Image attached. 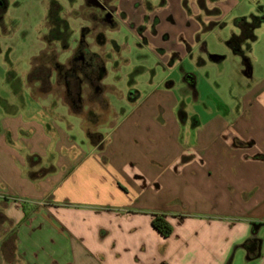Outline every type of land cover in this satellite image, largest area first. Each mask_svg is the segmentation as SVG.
Listing matches in <instances>:
<instances>
[{"label": "rangeland", "instance_id": "1", "mask_svg": "<svg viewBox=\"0 0 264 264\" xmlns=\"http://www.w3.org/2000/svg\"><path fill=\"white\" fill-rule=\"evenodd\" d=\"M4 1L7 12L0 15V35L4 38L0 130L10 118L22 114L17 113L21 101L16 103L15 88L29 103L32 94H46L38 98L45 112L39 118L47 126L57 125L65 136L57 130L48 133L52 141L63 137L64 142L60 148L47 147L38 163L45 169L41 173L52 174L60 159L100 157L97 153L104 151L103 160L109 165L94 162L91 173L110 181L111 204H120L123 199L112 185V179L120 176L127 181L126 203L180 216L186 208L197 206L201 190L209 191L215 184L221 191L228 189V183L233 186V166L212 165L203 182L198 175L202 165L197 155L201 154L188 152L199 138L194 123L203 127L214 115L260 112L264 106V0H121L115 4L116 11L112 0H107L105 9L86 0ZM54 1L61 5L60 18L65 23L60 33L66 48L62 42L48 45L46 41ZM108 14L115 24L105 21ZM35 58L39 59L33 69L40 66V75L47 78L41 88L28 79ZM88 61L92 66L86 65ZM145 100L148 108H139ZM140 109L159 111L158 122L166 124L159 127L173 130L172 143L180 142L184 147L181 163H174L179 151L176 147L168 149L170 158L165 161L164 130L154 131L160 157L154 163L142 158L148 153L145 146H135V139L144 141L142 125L140 129L131 125L124 131L116 130ZM228 121L232 122L231 118ZM92 146L99 152L91 154ZM228 154L221 151L216 155L225 159ZM218 168L221 179L214 172Z\"/></svg>", "mask_w": 264, "mask_h": 264}, {"label": "crops", "instance_id": "2", "mask_svg": "<svg viewBox=\"0 0 264 264\" xmlns=\"http://www.w3.org/2000/svg\"><path fill=\"white\" fill-rule=\"evenodd\" d=\"M112 1L115 8L121 0ZM6 12L7 9L3 13ZM2 40L0 35V53ZM34 82L35 87L41 88L42 81ZM8 83L12 88L14 81ZM12 92L16 103L21 101L17 113L22 114L10 118L0 130V212L7 218L0 222V264H264V106L260 112L214 115L203 127L194 123L199 128V138L197 146L188 153L201 154L197 155L202 165L199 178L207 181L214 164L233 166L234 184L231 187L228 183L225 191L216 184L209 191L201 190L197 206L186 208L180 216L153 212L136 202L126 203L127 181L120 176L112 179V185L118 198L123 199L120 204H111L110 181L91 173L94 162L109 165L108 160H103L104 151L97 153L100 157L93 156L99 152L94 146L92 155L83 154L86 156L72 161L60 159L52 174L41 173L45 169H40L38 163L47 147L60 148L65 136L57 125L47 126L39 118L45 112L38 98L46 94L31 93L29 103L15 88ZM262 96L264 102V90ZM147 101L139 108H148ZM158 112L140 109L116 130L143 126L144 141L135 139V146L146 147L148 153L142 158L148 162L160 159L153 136L159 128L164 130L165 161L170 158L168 149L176 147L179 151L174 163H181L186 154L184 147L180 142L172 143L173 130L162 128L166 124L158 122ZM165 115L166 112L164 118ZM146 117L150 120L146 121ZM56 130L63 136L58 142L48 135ZM221 151H228V158L216 155ZM214 172L218 179L223 177L219 168ZM92 177L97 180L90 183ZM159 214L165 215L172 227L169 237L162 236L153 226V218Z\"/></svg>", "mask_w": 264, "mask_h": 264}, {"label": "trees", "instance_id": "3", "mask_svg": "<svg viewBox=\"0 0 264 264\" xmlns=\"http://www.w3.org/2000/svg\"><path fill=\"white\" fill-rule=\"evenodd\" d=\"M0 3L2 4L0 5V15H1L6 9V4L4 0H0ZM60 11H61V7L58 4L53 3L50 14L47 19V22L52 23V27H50L48 35H47V41L48 42H62L63 47L66 48L67 42L65 40V37L60 33V27L62 25V22L65 23L60 18ZM248 35H249L248 32H245V36L248 37ZM39 72H41V67L37 66L29 74L28 79L30 81L40 80L42 82H45L47 78L41 76ZM4 220H7V218L0 212V222ZM153 226L164 237H169L172 234V227L167 222L165 215L159 214V215L154 216Z\"/></svg>", "mask_w": 264, "mask_h": 264}, {"label": "water", "instance_id": "4", "mask_svg": "<svg viewBox=\"0 0 264 264\" xmlns=\"http://www.w3.org/2000/svg\"><path fill=\"white\" fill-rule=\"evenodd\" d=\"M87 2L93 7H96L99 9H105V6L101 3L100 0H87ZM111 16L112 15L110 14V17ZM257 228H259V225L258 224L254 225V229L257 230Z\"/></svg>", "mask_w": 264, "mask_h": 264}, {"label": "flooded vegetation", "instance_id": "5", "mask_svg": "<svg viewBox=\"0 0 264 264\" xmlns=\"http://www.w3.org/2000/svg\"><path fill=\"white\" fill-rule=\"evenodd\" d=\"M101 1V3L105 6V8H107L108 6H107V0H100ZM0 5H2L1 3H0ZM105 21H107V23H113V20H112V18L110 17V14H108L107 16H106V19H105ZM77 61V60H76ZM87 66H92V63L90 62V61H88V63L86 64ZM191 80V79H190Z\"/></svg>", "mask_w": 264, "mask_h": 264}]
</instances>
